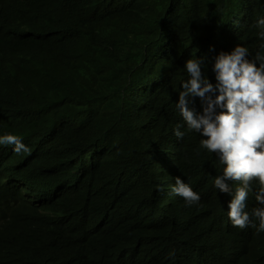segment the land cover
I'll use <instances>...</instances> for the list:
<instances>
[{
  "label": "trees",
  "instance_id": "trees-1",
  "mask_svg": "<svg viewBox=\"0 0 264 264\" xmlns=\"http://www.w3.org/2000/svg\"><path fill=\"white\" fill-rule=\"evenodd\" d=\"M258 17L264 0H0V136L29 149L0 144V264H264L176 107L188 59L215 84L220 52L255 57Z\"/></svg>",
  "mask_w": 264,
  "mask_h": 264
},
{
  "label": "clouds",
  "instance_id": "clouds-1",
  "mask_svg": "<svg viewBox=\"0 0 264 264\" xmlns=\"http://www.w3.org/2000/svg\"><path fill=\"white\" fill-rule=\"evenodd\" d=\"M253 27L261 29L258 36L264 41V17L256 18ZM249 55V49L241 45L230 53L220 52L212 69L215 84L203 75V60L188 59L185 70L189 79L182 84L176 107L187 131L203 137L197 154L200 149L205 150L224 165L222 174L214 178L213 184L220 193L232 197L228 204L232 226L239 229L251 226L264 232V44L254 58L249 59ZM197 97L202 112L189 107ZM180 128L181 125H177L174 131L178 140L185 135ZM0 144L15 145L17 154L29 151L20 137L11 134L0 136ZM229 181L237 185L235 190ZM253 185L257 187L254 189ZM172 192L187 206L197 205L201 200L180 177L175 178ZM250 194L259 206L248 212ZM174 255V252L169 253L170 257Z\"/></svg>",
  "mask_w": 264,
  "mask_h": 264
}]
</instances>
